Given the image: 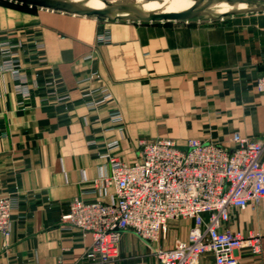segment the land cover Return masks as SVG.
I'll use <instances>...</instances> for the list:
<instances>
[{
	"label": "crops",
	"instance_id": "obj_1",
	"mask_svg": "<svg viewBox=\"0 0 264 264\" xmlns=\"http://www.w3.org/2000/svg\"><path fill=\"white\" fill-rule=\"evenodd\" d=\"M16 70L28 95L19 92ZM260 79L264 12L211 23H141L0 0V195L19 192L11 237L0 240V264H101L85 261L92 237L63 228L61 217L77 198L113 201L107 146L117 141L112 156L130 165L144 140L171 139L186 149L197 139L227 150L235 135L263 141ZM101 87L113 98L92 111L85 95ZM116 112L121 125L110 120ZM192 224L170 222L159 246L187 241ZM228 228L259 232L261 252L238 255L240 264H264V199L232 210ZM156 248L126 232L119 259L105 264H160ZM200 264H214L212 256Z\"/></svg>",
	"mask_w": 264,
	"mask_h": 264
},
{
	"label": "built area",
	"instance_id": "obj_2",
	"mask_svg": "<svg viewBox=\"0 0 264 264\" xmlns=\"http://www.w3.org/2000/svg\"><path fill=\"white\" fill-rule=\"evenodd\" d=\"M103 40L110 39L107 36ZM14 72L23 80L19 92L28 95L26 80ZM97 77V73L91 76ZM258 89L264 92V79L258 81ZM85 97L86 106L95 111L113 95L101 87L88 91ZM110 120L123 124L118 112ZM119 131L122 133L123 128ZM233 142L235 148L227 150L192 139L186 149H179L171 139L144 140L139 159L130 165L112 156L119 143H110L103 158L111 165V177L105 182L115 186L113 201L106 204L74 199L61 217V225L92 237L85 255L88 263L119 259L122 236L129 232L157 246L155 255L160 264H200L206 255L212 256L214 264H240L238 252L242 249L252 254L261 252L262 236L259 232H233L228 224L232 210L256 207L264 199V140L250 141L235 135ZM18 194L16 190L0 195V240L11 237ZM178 220L193 223L187 241L160 247L170 222Z\"/></svg>",
	"mask_w": 264,
	"mask_h": 264
},
{
	"label": "water",
	"instance_id": "obj_3",
	"mask_svg": "<svg viewBox=\"0 0 264 264\" xmlns=\"http://www.w3.org/2000/svg\"><path fill=\"white\" fill-rule=\"evenodd\" d=\"M10 2L37 7L46 10L63 12L66 14L96 17L100 20L116 21L125 20L132 22H172V21H190L204 15V12L215 1H225L228 4H247L252 5L258 0H194V5L191 9L181 13H144L137 8L126 4H112L108 0H101L106 5L105 9H88L79 4L71 3L64 0H7ZM247 12H264V7H254ZM118 13H127V15H117ZM241 11H233L225 14V16H234L241 14Z\"/></svg>",
	"mask_w": 264,
	"mask_h": 264
},
{
	"label": "bare ground",
	"instance_id": "obj_4",
	"mask_svg": "<svg viewBox=\"0 0 264 264\" xmlns=\"http://www.w3.org/2000/svg\"><path fill=\"white\" fill-rule=\"evenodd\" d=\"M64 1L79 4L88 9L102 10L106 8V5L101 0H64ZM108 1L109 3L112 4H126V5L134 4L133 7L137 8L138 10L144 13H181L191 9V7H193L194 5V0H153L152 3H150L151 0H146L138 4L133 3L134 0H128V2L126 3H119L116 2L115 0H108ZM254 7L252 5H247V4L231 5L226 3L225 1H215L211 4V6L207 10L212 8H218L219 10L217 12V15H225L233 11L245 12ZM207 10L204 12V16L207 14ZM117 15H127V13H118Z\"/></svg>",
	"mask_w": 264,
	"mask_h": 264
},
{
	"label": "rangeland",
	"instance_id": "obj_5",
	"mask_svg": "<svg viewBox=\"0 0 264 264\" xmlns=\"http://www.w3.org/2000/svg\"><path fill=\"white\" fill-rule=\"evenodd\" d=\"M116 2H119V3H126V2H128V0H115ZM121 1V2H120ZM144 1H146V0H134V2L133 3H135V4H138V3H140V2H144ZM152 1L153 0H151L150 1V3H152ZM262 5V6H261ZM131 6H134V4H132ZM252 6L254 7V6H256V7H264V0H258V1H255V2H253L252 3ZM218 8H212V9H209V10H207V14L204 16H201V17H199V18H196L197 20H202V21H204V22H208V23H211V22H213V21H215V20H218V19H223L224 17H229V15L228 16H225V15H217V12H218ZM245 12H247V11H245ZM209 13H211V14H209ZM213 14V15H212ZM215 15V16H214ZM221 17H223V18H221ZM196 19H193V20H196ZM191 21V20H190ZM189 22V21H188ZM6 194H8V193H6Z\"/></svg>",
	"mask_w": 264,
	"mask_h": 264
}]
</instances>
